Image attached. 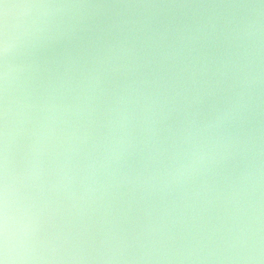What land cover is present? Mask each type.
Returning a JSON list of instances; mask_svg holds the SVG:
<instances>
[{"label": "clouds", "instance_id": "clouds-1", "mask_svg": "<svg viewBox=\"0 0 264 264\" xmlns=\"http://www.w3.org/2000/svg\"><path fill=\"white\" fill-rule=\"evenodd\" d=\"M0 264H264V0H0Z\"/></svg>", "mask_w": 264, "mask_h": 264}]
</instances>
